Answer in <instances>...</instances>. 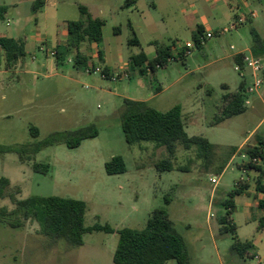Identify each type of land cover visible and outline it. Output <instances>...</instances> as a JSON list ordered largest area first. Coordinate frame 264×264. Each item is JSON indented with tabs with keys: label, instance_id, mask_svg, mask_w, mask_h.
<instances>
[{
	"label": "rangeland",
	"instance_id": "obj_1",
	"mask_svg": "<svg viewBox=\"0 0 264 264\" xmlns=\"http://www.w3.org/2000/svg\"><path fill=\"white\" fill-rule=\"evenodd\" d=\"M35 1L0 0V7H9L0 18V36L18 35V25L25 29L30 25L33 35H43L26 48L22 59L13 63L0 49V146H29L23 156L27 157L36 143L49 138L57 143L49 141L52 144L44 146L31 160L22 161L18 152L0 156V178L10 180L9 192L19 187L17 197L22 200L60 196L84 201L86 227L100 224L117 230L143 229L154 210L167 209L195 264H219L220 256L225 264H264V232L255 230L260 212L254 210L248 215V196L235 197L231 218L238 227L237 235L243 241H253L255 252L260 249L261 263L258 257L230 256L234 235L223 233L219 222L225 213L220 204L230 198L231 192L247 183L249 195L254 194L256 172H244L243 165L249 158L237 148L247 138V145L255 144V134L264 135V83L255 93L247 94L249 104L243 114L215 125L223 95L228 90L237 91L243 81L230 55L251 48L254 32L264 40V0H248V11L257 16L238 29L146 75L137 73L129 62L141 52L155 53L149 41L163 45L193 42L195 14L212 21L214 9L221 6L222 20L211 23L202 34L213 32L237 19L234 10L237 12L240 1L229 0L223 7L221 2L211 4L214 0H176L155 10L150 0H143L133 14L113 6L100 14L97 0H42L45 5L33 15ZM80 6L105 22L100 43L81 45V53L89 60L83 67L75 63V50L63 61L50 56L57 46L56 26L82 20ZM133 37L140 46L129 45ZM61 39L66 42L67 35ZM231 46L235 49L231 50ZM260 57L264 58V54ZM97 67L108 68L111 77L87 72ZM245 74L249 86L253 80L248 70ZM127 99L145 101L161 112L182 106L189 136L204 137L216 146L209 159L202 157L197 147L186 150L180 144L174 156L150 142L128 145L121 127ZM92 124L99 131L97 138L85 140L73 149L63 143L68 132ZM33 127L39 131L37 138L32 135ZM115 156L123 157L127 171L108 175L105 164ZM162 160H169L174 169L159 171L156 165ZM35 164L48 166V173L34 171ZM213 178H218L217 185ZM166 199L171 203L166 204ZM0 207L12 210L15 206L7 196L0 198ZM252 214L256 220L246 222ZM117 244V234L94 231L83 236L82 246L75 247L65 239L40 234L38 224L32 221L21 228L0 222V264H115Z\"/></svg>",
	"mask_w": 264,
	"mask_h": 264
},
{
	"label": "trees",
	"instance_id": "obj_2",
	"mask_svg": "<svg viewBox=\"0 0 264 264\" xmlns=\"http://www.w3.org/2000/svg\"><path fill=\"white\" fill-rule=\"evenodd\" d=\"M134 3L133 0L127 1ZM45 4L42 0H36L33 4V11L36 12ZM153 6V0H151ZM7 12L6 7H0V18ZM80 12L83 19L79 21H69L58 26V40L56 46V58L63 61L67 54L76 51L75 63L79 67L86 66L88 59L81 53V45L85 42L100 43L103 38V28L105 22L100 18H93L85 6H80ZM67 33V41L63 42L62 34ZM198 35H194L193 40L198 42L199 35L203 33L198 30ZM254 34L251 52L255 56L264 54V40L257 34ZM131 46H140L136 37L129 41ZM156 48L154 57L149 58L144 52L134 55L130 58L132 67L136 68L139 74L146 75L154 73L159 67H165L168 60L177 57L183 59L187 56L186 49L176 51L175 45H163L153 43ZM25 43L22 40L14 38H1L0 47L5 51L6 60L10 63L22 59L25 55ZM102 58V55L100 56ZM234 61L241 68H244L243 55H237ZM103 72L108 78L111 77L108 68ZM246 82L242 81L239 89L235 92H228L223 95V105L221 111L215 119V125L220 124L226 119L243 114L246 110ZM121 127L125 135L126 142L132 146L141 142L154 143L156 147H164L170 156H174L177 145H182L186 150L197 147L199 154L206 159L215 149V145L208 139L201 136H189L184 122L183 108L177 105L166 112L158 111L148 105L145 101L125 100L121 113ZM32 135L39 137L37 128H31ZM99 136L96 125L68 132L63 143L68 148H77L81 143L88 139H94ZM253 139L256 143L253 145H244L242 153L249 158L248 163L244 164V170L247 172H256V191L264 193L262 179L264 178V135L255 134ZM49 141L44 140L39 144H34L33 151L29 152L27 157H23L29 146L20 149L1 147L0 156L10 152H18L22 155V161L26 158L31 160L35 157ZM54 143H57L54 141ZM52 144V143H50ZM49 144V145H50ZM32 148V147H31ZM257 159L258 162H254ZM159 171H172L173 165L169 160H162L156 165ZM34 171L48 173L49 167L42 164H35ZM108 175L123 174L127 171L125 161L122 156H115L105 164ZM181 171L186 172L185 168ZM11 183L6 177L0 178V198H10L15 206L12 210L7 207H0V222L12 228L24 227L27 221L37 223L39 233L54 239H65L71 245L80 247L83 245V236L94 231H102L107 234H117L118 244L114 252L113 261L115 264H166L175 260L177 264H190V256L186 246L185 239L179 233L174 221L171 219L167 209H156L151 214L143 229L123 228L115 229L110 225L96 224L92 227L85 226V214L87 210L86 203L81 200L69 199L60 196H32L27 199H19L17 194L21 189L16 188L15 192H9ZM250 185L241 184L239 188L229 194V199L221 202L224 208L219 219L223 233H232L234 235L233 243L230 247V256L254 258L255 254L253 241L241 240L237 235V226L233 224L231 214L234 211L235 203L233 199L244 194ZM256 209L260 212L258 218L257 232L264 231V199H258ZM166 204L171 200L166 199Z\"/></svg>",
	"mask_w": 264,
	"mask_h": 264
},
{
	"label": "crops",
	"instance_id": "obj_3",
	"mask_svg": "<svg viewBox=\"0 0 264 264\" xmlns=\"http://www.w3.org/2000/svg\"><path fill=\"white\" fill-rule=\"evenodd\" d=\"M127 1H130V0H97L96 2V10H98L99 11V13L100 14H104V12L106 11V10H108V8L110 7V6H113V8L114 9H117V10H123V11H129V12H131V14H133L134 12H135V10L137 11V9H138V6H139V3L140 2H142L143 0H133L134 1V3H129L128 5H127ZM172 1H176V0H153V3H154V5L152 6V8H154L155 10H157V9H159L160 8V5H162L163 6V8H165V7H168V6H170L171 4V2ZM209 0H204V2H208ZM211 1V0H210ZM209 1V2H210ZM228 1L229 0H214V1H212L211 2V4L213 3V5H215L216 3H219V2H221V4H222V6L223 7H226L227 5H228ZM231 1V0H230ZM240 2L237 4V12L234 10V17H235V19L236 18H239L240 16H246V21H248V19H253V18H255V17H252V16H250V13L251 12H249L248 11V9H249V7H250V5L248 4V0H239ZM150 2H151V0H150ZM214 2H216V3H214ZM45 5V4H44ZM43 5V6H44ZM213 5H211V7H213ZM42 6V7H43ZM222 7V8H223ZM7 8V12L4 14V15H6L7 13H8V11H9V7H6ZM221 6H218V8H215L214 9V12H213V17H212V21L209 19V18H207L205 15H197V14H195V17L194 18H196L195 19V25H196V31H195V33L193 34V38H194V35H198L199 33H198V30L199 29H201L203 32H205L206 30H207V28L210 26V24L211 23H216V22H218V21H221L222 20V18H223V16H222V13H220L221 11ZM32 13H33V15H36L39 11H40V9H38L36 12H34L33 11V6H32ZM184 11V9H183V7H181V12H183ZM247 12H249V13H247ZM256 13V12H255ZM256 16H257V14H256ZM94 18H97V17H94ZM34 20H35V24L37 25V28H36V30H39V27H38V20H37V18L35 17L34 18ZM129 25H131V22H129ZM29 26L30 25H27V27L29 28ZM28 28H23V25H18V28L16 29V32L18 33V35H11L10 37H7V36H0L1 38H14V39H17V40H22L24 43H25V52H26V48L27 47H29L30 45H33L34 43H36V40L38 39V38H41V36H43L41 33H38L37 35H33V32H34V30L32 31V30H30V29H28ZM217 29H219V28H221V27H216ZM25 29V30H24ZM23 30V31H22ZM62 35H67V33L66 32H64ZM200 36V35H199ZM53 38L52 36H50V35H48L47 36V38ZM55 43H57V40H58V38H59V36H58V26H56V35H55ZM158 43V41H156V40H152V41H149V44L150 45H152L153 43ZM155 46V45H154ZM233 47V48H232ZM0 49H2L3 50V48L2 47H0ZM235 49V47L234 46H231V50H234ZM238 52H242V53H249V52H251V48H247V49H244V50H238V51H236V52H234V53H232L231 55H230V58L232 59V61L234 62V64H235V66H236V71H237V66H239V65H237L236 63H235V61H234V58L237 56L236 54L238 53ZM145 53V52H144ZM100 55H102L101 53H99ZM155 54H156V48H155V53L154 54H150V55H147L149 58H152V57H154L155 56ZM134 56V55H133ZM130 63V62H129ZM131 64V63H130ZM129 64V65H130ZM128 65V66H129ZM238 72V71H237ZM227 86V85H226ZM228 87V86H227ZM229 88V87H228ZM228 92H229V90H228ZM264 120V119H263ZM262 122V121H261ZM247 140H248V138L244 141V143L240 146V147H238L237 148V150H241V148L244 146V145H246V142H247ZM244 172H246V171H244ZM256 175H257V177H258V173H256ZM262 184H263V186H264V178L262 179ZM255 186H256V184H255ZM249 189H250V187H249ZM247 190L246 192L248 193L250 190ZM244 193V194H242V196L243 195H246V196H248L247 197V200H246V202H245V204H246V207L249 209L248 210V215H250L251 214V211H254V210H257L256 209V204H257V200L255 199V198H258V199H264V193L263 192H258V191H256V187H255V189H254V194H252V196L251 195H249V193L247 194V193ZM239 196H241V195H238V196H236V197H239ZM233 201H234V203H235V198L233 199ZM212 215V214H211ZM260 216V215H259ZM259 218V217H258ZM255 218L253 217V214H252V217H249V219L247 218V221L246 222H249L250 220H252V221H255L254 220ZM257 221H258V219H257ZM257 225H258V223H257ZM257 225H256V228H255V230H256V232H257ZM237 229H238V227H237ZM264 231H262L261 233H263ZM257 233H260V232H257ZM239 237V236H238ZM240 238V237H239ZM241 239V238H240ZM242 240V239H241ZM255 250H256V247H255V245H254V249L252 250V252L255 254V257H258V259H259V262L261 263V260H262V258L263 257H261V256H258V254H260L261 253V251H260V249H259V251H258V253L257 252H255ZM189 254H190V251H189ZM264 256V255H263ZM254 257V258H255ZM195 264L194 262H192V259L190 258V264ZM167 264V263H166ZM198 264V263H197ZM202 264H208V263H202ZM219 264H225V262H224V259H223V257H219Z\"/></svg>",
	"mask_w": 264,
	"mask_h": 264
},
{
	"label": "built area",
	"instance_id": "obj_4",
	"mask_svg": "<svg viewBox=\"0 0 264 264\" xmlns=\"http://www.w3.org/2000/svg\"><path fill=\"white\" fill-rule=\"evenodd\" d=\"M250 16L256 17L255 12H251ZM246 21V16H240L237 18L233 23H231L229 26L220 28L216 31H208L207 33L201 34L198 38V42L194 41L189 42L187 44H180L177 43L175 45L176 51L186 49V54L189 55L191 53V50L193 48H202L204 47L207 42L215 37L226 35L227 33H230L238 27L243 24ZM233 48V47H232ZM236 55H243V63L244 68H241L240 66H237V71L239 72L240 77L243 78V81L246 82V74L245 71L248 70L250 73V76L252 78V84L249 86H246L247 94H253L255 93L259 88L262 87L264 83V58L260 56L253 55L252 52L249 53H242L238 52ZM50 56L56 57L57 52L56 50L50 51ZM174 59L171 58L168 60V62H172ZM160 68V67H159ZM88 73H101L104 78H108L107 75L103 72V69L101 67L87 69ZM150 72V71H149ZM115 79V78H113ZM245 104H249V100L246 99ZM254 162H258L257 159H253ZM218 178H213L212 182L217 185L218 184Z\"/></svg>",
	"mask_w": 264,
	"mask_h": 264
}]
</instances>
